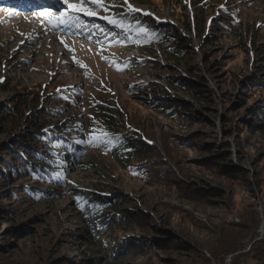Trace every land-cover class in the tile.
I'll list each match as a JSON object with an SVG mask.
<instances>
[{"label": "rangeland", "instance_id": "rangeland-1", "mask_svg": "<svg viewBox=\"0 0 264 264\" xmlns=\"http://www.w3.org/2000/svg\"><path fill=\"white\" fill-rule=\"evenodd\" d=\"M70 5L59 18L0 9L8 89L0 108L29 96L46 110L48 130L74 122L84 145L70 136L59 144L71 153L60 150L68 169L61 180L28 170L20 178L1 162L24 116L0 123V264H85L91 255L104 263L112 251H121L113 264H264L252 255L240 263L264 244V127L251 114L264 93L245 85L261 67L264 0ZM176 42L192 67L167 61ZM173 101L189 114L181 123L160 108ZM100 133L138 137L152 149L137 155L89 142ZM40 187L43 197H34ZM112 189L124 198L121 228L98 226L72 198Z\"/></svg>", "mask_w": 264, "mask_h": 264}, {"label": "trees", "instance_id": "trees-1", "mask_svg": "<svg viewBox=\"0 0 264 264\" xmlns=\"http://www.w3.org/2000/svg\"><path fill=\"white\" fill-rule=\"evenodd\" d=\"M180 45L181 42H176L174 46L165 50V57L167 61L173 65L183 67L184 69L192 67L191 62H187V60L190 61V58H186L187 56L183 53L182 50L179 49ZM259 59L262 60L260 65L261 67L257 66V68H259L260 70L259 74H257V76H255L254 78H251V81L245 83V85L250 89V95L254 94V90L256 87L264 93V53H258L257 60ZM178 81L179 80L177 79V82ZM6 83L7 80L5 82H0V90H8L5 87ZM182 83L183 85H186L185 82ZM15 95L18 96H15L14 103L12 105L2 104L0 108V123H13L18 120V118H20L19 115H21L24 116V119L20 121L23 122V125H21L23 126V130L20 131V134L16 136L11 135L12 138L10 144L3 146L4 150L7 151L8 156L3 157L1 165L3 167L10 168L12 174H14L15 176L20 175V178L23 177L22 174L24 170H28L32 174L37 172V174L42 176L44 179L51 178L52 180H61V176L67 173L68 169L65 166L63 160L65 159L66 155L65 153L60 152V150H65L66 153L70 150L69 148L65 149L63 147H60L59 144L66 142V139L64 138L65 136L79 138V136L81 135H76L75 133L81 132L80 130H78L79 127H75L76 124L72 122L70 124L73 125H69L66 127L57 125V129L54 128V131H50L48 130V121L45 117L46 110L41 109L39 102H37L33 98L29 99V96L25 97L22 94ZM259 99L260 100L258 101V103L253 105L254 111L251 112L252 115L256 116L257 120V122H255L256 124L252 125L264 127V96L260 97ZM160 108L166 115H170L172 119L176 120L179 123L183 122V119L185 120L186 115H189L182 111L183 107L177 101H173L172 103L166 102L165 104H160ZM179 117H181V120L179 119ZM245 118L249 119V121H252V119L250 120V115H247ZM235 125L236 127H238L237 122L235 123ZM17 129H19V127ZM11 133L12 131L9 132V134ZM109 136L114 138L115 134L112 133L109 134ZM126 139L127 141H122L114 138L115 146L119 147V149H126L127 153H133L137 155H146V153L150 152L152 149L151 143L144 139L138 137L132 139L130 136H128ZM82 140L83 139L79 138L77 141L75 140V142L77 146H80L83 149L84 145ZM72 149L74 152L79 151L78 147L75 146ZM23 186L24 184H18L15 188L18 187V189H21L23 188ZM27 188L30 189V187ZM27 188L24 190V193L26 194L30 192ZM35 190L36 191L32 194L34 197L40 195L41 197H43L42 194L44 193H40V191L43 192V187L37 188ZM116 192L119 191H117L116 189H112V191H108L102 195L94 193L74 192L72 193V198L75 199L79 208L86 210L85 213H88L90 217L99 222L98 226L105 227L106 224H113L114 226H116L118 224L119 228H121L123 226L122 222L126 216L125 212L122 209L124 198L121 196H117ZM11 195H15V193H11ZM46 195L49 196V194ZM258 224L259 220L254 225L255 228L252 229L251 237L258 235L259 232L253 233L256 228H258ZM89 242L93 243L94 245L96 244V242ZM126 246L122 244L118 247V249H123V247ZM254 249V253L251 252L249 255H246L240 260V263L243 261V259L249 258L251 255L253 256V258H257L258 261L264 263V244L256 246ZM95 251L97 252V250ZM120 252L121 251H118L115 256H113V251L108 253L105 256L106 261L104 263L99 262V257L91 255V257L86 260L85 264H113V260L118 257ZM75 264L82 263L77 262Z\"/></svg>", "mask_w": 264, "mask_h": 264}, {"label": "snow or ice", "instance_id": "snow-or-ice-1", "mask_svg": "<svg viewBox=\"0 0 264 264\" xmlns=\"http://www.w3.org/2000/svg\"><path fill=\"white\" fill-rule=\"evenodd\" d=\"M69 7L71 8H77L78 6L76 5H70ZM133 11H135V9H133ZM90 15L93 13H89ZM115 21H113L114 23ZM141 31H144L143 29H141ZM117 140L119 138H116ZM90 143H107L109 145L113 144L115 141L113 140V138H111L109 136V134L107 133H100L99 136H93V138L89 141Z\"/></svg>", "mask_w": 264, "mask_h": 264}, {"label": "bare ground", "instance_id": "bare-ground-1", "mask_svg": "<svg viewBox=\"0 0 264 264\" xmlns=\"http://www.w3.org/2000/svg\"><path fill=\"white\" fill-rule=\"evenodd\" d=\"M48 8H46L45 10H43L44 11V13H47V12H54L53 10H47ZM14 10L13 9H7V11H5V12H13ZM40 14L41 13H43V12H39ZM55 13V12H54ZM35 15L36 14H30V15H26V16H34L35 17ZM51 16V18H53V17H55L56 16V18H59L58 16H60V17H64V15H60V14H58V13H56V15H50ZM70 18V17H69ZM67 19V18H66ZM68 21V20H67ZM66 21V22H67ZM38 30H40V28L38 27L37 28V26H36V28L34 29V32H39ZM169 32V31H168ZM112 101V100H111ZM126 148H128V147H126ZM131 148V147H130ZM124 149V148H123ZM126 150V149H125Z\"/></svg>", "mask_w": 264, "mask_h": 264}, {"label": "water", "instance_id": "water-1", "mask_svg": "<svg viewBox=\"0 0 264 264\" xmlns=\"http://www.w3.org/2000/svg\"><path fill=\"white\" fill-rule=\"evenodd\" d=\"M260 232V231H259ZM261 235V234H260ZM262 235H264V233L262 234Z\"/></svg>", "mask_w": 264, "mask_h": 264}]
</instances>
